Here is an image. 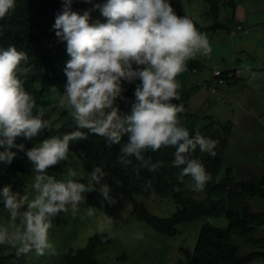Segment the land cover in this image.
I'll list each match as a JSON object with an SVG mask.
<instances>
[{"label": "clouds", "instance_id": "obj_1", "mask_svg": "<svg viewBox=\"0 0 264 264\" xmlns=\"http://www.w3.org/2000/svg\"><path fill=\"white\" fill-rule=\"evenodd\" d=\"M71 3L65 0L54 28L56 36L66 41L70 56L58 107H67L76 130L38 142V133L51 127V122L43 118L45 111L37 107L21 79L35 66H21L28 63V54L15 45L0 48V148L4 149L0 161L10 164L15 153L9 149H24L23 144H15L17 137L32 140L23 171L31 161L34 177L30 187L26 185L23 194L14 192L10 185L0 190L3 207L11 220L19 221L11 231L0 227V245L15 248L17 257L33 251L44 255L52 250L48 235L52 219L69 209L79 211V206L86 203L84 194L97 191L94 185L99 186V194L109 206L117 203L109 185L101 183L105 172L100 166L91 171L87 184L72 179L75 173L71 171L67 180L48 174L50 167L67 160L71 142L86 140L88 134L103 137L109 144L120 143L122 135L127 134L119 156V163L125 166L131 162L129 157H135L155 171L159 165L149 164L143 154L171 147L175 149L173 167L181 169V178H191L194 190L202 191L211 180L203 163L192 154L199 148L214 157L216 142L198 130L190 136L179 119L183 105L173 103L180 100L181 85L176 78L186 70L187 61L211 52L207 36L189 15H177L170 0H106L96 5L102 16L96 13L92 22L89 11L81 15L71 9ZM14 8L15 0H0V19ZM235 31L248 33L247 27L239 25ZM210 68L211 75L222 81L218 77L220 69L214 65ZM215 69L218 74L213 73ZM136 80L140 83L135 88V101L129 112L122 113L115 104L117 98H123L121 82ZM151 186L149 181L145 188ZM30 192L35 193L31 199ZM85 214L93 217L96 210L88 207ZM112 223L104 216L98 221L97 231L103 234Z\"/></svg>", "mask_w": 264, "mask_h": 264}, {"label": "trees", "instance_id": "obj_2", "mask_svg": "<svg viewBox=\"0 0 264 264\" xmlns=\"http://www.w3.org/2000/svg\"><path fill=\"white\" fill-rule=\"evenodd\" d=\"M208 5L209 15L213 23L200 28V32L220 27L217 17L221 7L233 8L234 0H203ZM106 0H72L71 9L79 14L90 12L91 20ZM220 4V8L218 5ZM65 8V0H15V8L0 19V48L15 45L18 50L28 54V63L22 62V67L33 64V72L24 80L25 90L33 96L38 108L45 111L44 119H49L51 127L43 129L39 134L38 142L55 135L62 136L65 133L76 130V123L71 117L67 107L60 108L58 104L63 96L67 77L64 68L67 64V43L56 36L54 28L55 20ZM174 8V7H173ZM177 15L183 16L174 8ZM102 16V15H101ZM105 21L103 17L102 22ZM135 67V65H134ZM201 64L196 59L187 61L186 70L177 76L181 87L179 89L180 100L173 103L180 104L187 100L198 89L190 79L192 72L197 71ZM226 71L219 70L218 77L228 81ZM139 80L133 83L122 81V97L117 98L115 104L122 113L129 112L135 101V88ZM66 103V102H65ZM56 113L55 116L52 114ZM36 114V109L33 110ZM197 116L183 111L179 114L181 125L186 127L190 136L198 130L203 136L216 142L214 151L216 155L201 153L199 148L192 154L198 158L211 175V180L201 191L203 199H197L190 193V188L185 187L181 178L180 168L173 167L175 149L162 147L156 152L144 153V160L149 164H158L155 171L135 157H129L131 161L127 166L119 163L120 150L128 140V135L123 134L120 143L109 144L103 137L88 134L86 140L73 141L69 152L79 161H84L90 171L84 175L72 178L77 182L87 184V177L96 167H102L105 177L101 183H107L111 189L110 195L117 203L109 206L99 194L98 185H94L97 191L85 193L86 203L83 206L94 207L102 211L113 223L120 219V211L126 205H131V210L136 219L149 225L154 231L173 236L177 233V227L183 222H189L198 216H211L222 219L220 223L205 222L196 234L195 241L189 253L186 264H251L256 259L264 258V212L252 209L247 203L248 197H256L264 200V172L260 175L250 174L244 178H235L230 167L223 169V174L217 178L221 163V155L226 146L228 127L212 128L214 121L209 116ZM87 133V129H82ZM16 145L23 144L24 149L18 147L9 149L15 153L12 162L0 161V190L8 183V179L18 172H23L29 162L26 155L32 144V140L23 136L17 137ZM0 148V151H3ZM151 181V188L145 185ZM192 181V180H191ZM94 183V182H93ZM193 183V182H192ZM185 187V188H183ZM189 190V191H188ZM154 194L158 197H169L175 205V210L166 217H157L150 214L145 207L134 201L132 194ZM61 212L52 219L51 223H63ZM224 220V221H223ZM224 223V224H223ZM260 230V233H259ZM110 237L99 232L89 236L85 244L75 249L68 248L62 252L54 264H97L94 256L95 247L109 242ZM247 245L248 251L240 254V247ZM26 255L16 256L15 252L3 253L0 245V264L6 261L23 263Z\"/></svg>", "mask_w": 264, "mask_h": 264}, {"label": "rangeland", "instance_id": "obj_3", "mask_svg": "<svg viewBox=\"0 0 264 264\" xmlns=\"http://www.w3.org/2000/svg\"><path fill=\"white\" fill-rule=\"evenodd\" d=\"M170 3L181 14L189 15L200 28L213 23L208 5L203 0H170ZM217 20L220 27L201 32L207 36L211 52L207 56L197 54L192 58L201 64L190 75L199 89L180 104L183 111L201 115L200 121L203 116H209L215 123L214 129L224 125L228 127L217 178L226 167L231 168L235 178H244L247 173L260 175L264 172V0H234L233 8H220ZM236 25L246 26L248 34H238ZM212 65L226 71L224 76L228 81H223V77L222 81L213 77L210 73ZM33 167L30 161L27 171L10 177L6 186L10 185L14 192L23 194L25 186L30 187L32 183ZM70 171L75 173L71 178H76L88 173L90 168L68 152L67 160L50 167L48 174L58 180H67ZM183 183L187 188L192 187L190 193L193 197L203 199V193L193 189L191 180ZM34 194L30 192L29 199ZM132 198L157 217H166L175 210L169 197L135 193ZM247 203L252 209L264 212V200L248 197ZM86 208L88 206L80 205L76 213L69 209L61 216L63 223H51L48 235L52 250L44 255H36L33 251L25 256L23 263L6 261L5 264H54L68 248L83 246L89 236L98 232V221L106 216L95 208L96 215L88 217ZM221 220L198 216L179 224L177 233L167 236L136 219L131 205H126L120 211V219L104 232L110 237L109 242L97 245L94 256L97 264H186L199 227L205 222L220 223ZM18 224V220H11L0 200V227L11 231ZM261 229L264 231V225ZM249 249L243 245L239 253ZM1 251L16 253V249L7 244L1 245ZM251 264H264V258Z\"/></svg>", "mask_w": 264, "mask_h": 264}, {"label": "built area", "instance_id": "obj_4", "mask_svg": "<svg viewBox=\"0 0 264 264\" xmlns=\"http://www.w3.org/2000/svg\"><path fill=\"white\" fill-rule=\"evenodd\" d=\"M213 73H214V74H218V70L215 69V70L213 71Z\"/></svg>", "mask_w": 264, "mask_h": 264}, {"label": "crops", "instance_id": "obj_5", "mask_svg": "<svg viewBox=\"0 0 264 264\" xmlns=\"http://www.w3.org/2000/svg\"><path fill=\"white\" fill-rule=\"evenodd\" d=\"M246 27V26H245ZM238 34H240V33H238ZM248 34V33H247ZM202 88V87H201ZM199 89V88H198Z\"/></svg>", "mask_w": 264, "mask_h": 264}]
</instances>
